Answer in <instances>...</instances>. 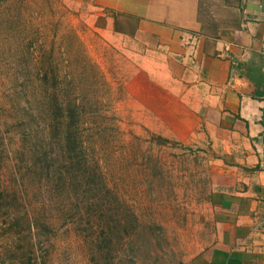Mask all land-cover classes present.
Returning a JSON list of instances; mask_svg holds the SVG:
<instances>
[{
    "label": "rangeland",
    "instance_id": "rangeland-1",
    "mask_svg": "<svg viewBox=\"0 0 264 264\" xmlns=\"http://www.w3.org/2000/svg\"><path fill=\"white\" fill-rule=\"evenodd\" d=\"M97 13L93 0H0V264H108L90 241L94 193L54 178L62 140L48 133L44 73L74 81L91 101L86 111L98 113L85 125L87 148L109 188L105 201L122 204V222L131 218L114 227L111 264H132L131 247L137 264H190L213 238L208 147L176 138L175 105L148 75L140 44L109 41L93 27Z\"/></svg>",
    "mask_w": 264,
    "mask_h": 264
},
{
    "label": "crops",
    "instance_id": "crops-1",
    "mask_svg": "<svg viewBox=\"0 0 264 264\" xmlns=\"http://www.w3.org/2000/svg\"><path fill=\"white\" fill-rule=\"evenodd\" d=\"M93 2L95 30L140 44L176 138L212 156L216 230L190 264H264V0Z\"/></svg>",
    "mask_w": 264,
    "mask_h": 264
},
{
    "label": "trees",
    "instance_id": "trees-1",
    "mask_svg": "<svg viewBox=\"0 0 264 264\" xmlns=\"http://www.w3.org/2000/svg\"><path fill=\"white\" fill-rule=\"evenodd\" d=\"M87 67L93 68L92 65H88ZM79 77V81L83 80V75ZM42 79L49 90L46 94L49 102L47 114L49 120L47 122L48 133L51 136L50 138L58 136L62 140V147L60 149L63 153V159L59 162L61 163V167H64L61 170H57L58 167L53 169L54 178L59 182L62 179L67 181L69 186H73L80 195L86 198L94 193L92 197L95 199L96 203L94 204L97 207L96 211L98 215L96 216L97 223H93L91 219H87L90 241L92 244L98 243V250L108 260L107 263L111 264L109 256L115 244L114 240L118 238L114 235V227L123 223L127 224V221H131V218L128 215L127 220L122 222V218L115 211L116 204L120 206L122 204H112L110 201H105L109 188L98 161L92 160L89 153L90 150L87 148L88 135L87 132L85 133V125L91 122V118L96 120L99 117L97 116L98 113H96L97 111L94 112V110L86 111L85 103H91V101L85 98L84 92L78 93L76 91L77 86L74 81L72 82V80L66 79V77L59 78L57 72L51 74V77H48V74L44 73ZM89 124L91 125L92 123ZM152 138L161 145L170 143L169 139L160 135H152ZM45 159L50 160V156L46 152L42 156L41 161ZM46 166L43 165L40 170L43 171ZM89 204L91 203H88L86 206L88 207ZM132 217L134 221L137 220L135 214ZM131 232L135 235L134 239L130 233L125 238L129 237L131 241H135L139 237L140 231L134 227ZM93 252L95 253L96 251ZM131 254L130 262L137 264V258L135 257L138 254L137 248L133 249L131 247Z\"/></svg>",
    "mask_w": 264,
    "mask_h": 264
}]
</instances>
